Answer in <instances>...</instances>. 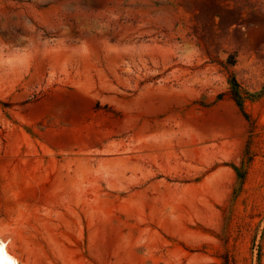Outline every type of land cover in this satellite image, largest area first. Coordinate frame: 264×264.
<instances>
[{
	"label": "rangeland",
	"instance_id": "obj_1",
	"mask_svg": "<svg viewBox=\"0 0 264 264\" xmlns=\"http://www.w3.org/2000/svg\"><path fill=\"white\" fill-rule=\"evenodd\" d=\"M0 232L21 264H264V0H0Z\"/></svg>",
	"mask_w": 264,
	"mask_h": 264
},
{
	"label": "trees",
	"instance_id": "obj_2",
	"mask_svg": "<svg viewBox=\"0 0 264 264\" xmlns=\"http://www.w3.org/2000/svg\"><path fill=\"white\" fill-rule=\"evenodd\" d=\"M228 84H229V90H228L229 98L235 103L237 108L247 118V115L243 108V103H244L246 93L242 91L239 83L236 81V79L232 75H230Z\"/></svg>",
	"mask_w": 264,
	"mask_h": 264
},
{
	"label": "bare ground",
	"instance_id": "obj_3",
	"mask_svg": "<svg viewBox=\"0 0 264 264\" xmlns=\"http://www.w3.org/2000/svg\"><path fill=\"white\" fill-rule=\"evenodd\" d=\"M0 264H21L18 258L12 253L9 241L4 239L0 232Z\"/></svg>",
	"mask_w": 264,
	"mask_h": 264
}]
</instances>
